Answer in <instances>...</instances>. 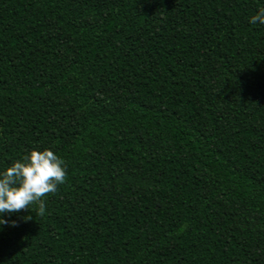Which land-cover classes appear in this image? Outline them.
<instances>
[{"label": "trees", "instance_id": "trees-1", "mask_svg": "<svg viewBox=\"0 0 264 264\" xmlns=\"http://www.w3.org/2000/svg\"><path fill=\"white\" fill-rule=\"evenodd\" d=\"M260 7L0 0V172L67 171L0 214V264H264Z\"/></svg>", "mask_w": 264, "mask_h": 264}, {"label": "clouds", "instance_id": "clouds-1", "mask_svg": "<svg viewBox=\"0 0 264 264\" xmlns=\"http://www.w3.org/2000/svg\"><path fill=\"white\" fill-rule=\"evenodd\" d=\"M250 22L264 24V7L259 8ZM66 180V165L62 158L47 148L32 150L0 172V214L11 215L29 210L33 212V206L37 205L35 214L43 216L45 198L55 194ZM24 219L30 220L32 217ZM6 223L8 221L0 218V225Z\"/></svg>", "mask_w": 264, "mask_h": 264}]
</instances>
